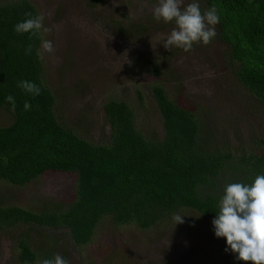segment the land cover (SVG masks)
Returning a JSON list of instances; mask_svg holds the SVG:
<instances>
[{
    "label": "rangeland",
    "instance_id": "rangeland-1",
    "mask_svg": "<svg viewBox=\"0 0 264 264\" xmlns=\"http://www.w3.org/2000/svg\"><path fill=\"white\" fill-rule=\"evenodd\" d=\"M28 1L51 29L39 35L40 45L42 36L55 49L39 57L42 81L55 97L61 122L85 140L108 143L102 105L109 98L127 103L136 129L160 138V116L148 92L152 82L198 117L209 151L221 146L250 149L264 136V108L237 80L229 46L219 38L216 25L208 45L194 44L187 52L166 50L162 39L175 25L154 19L152 8L158 0ZM196 2L206 11L204 0ZM147 57L157 76L143 64ZM10 118L0 107V126ZM73 188L74 175L60 171L42 173L23 186L0 181V205L59 210L71 200ZM174 214L184 216V223L175 225ZM21 237L35 253L32 262L18 261L16 241ZM216 246L206 221L187 210L143 229L103 218L84 245L74 244L63 228L0 226V264H41L56 254L70 264H216Z\"/></svg>",
    "mask_w": 264,
    "mask_h": 264
},
{
    "label": "trees",
    "instance_id": "trees-1",
    "mask_svg": "<svg viewBox=\"0 0 264 264\" xmlns=\"http://www.w3.org/2000/svg\"><path fill=\"white\" fill-rule=\"evenodd\" d=\"M204 5L206 10L216 7L218 35L229 46L235 76L264 108V0H204ZM26 13L37 16L28 0L0 3V107L11 116L0 126V181L23 186L42 173L60 171L74 175V188L71 200L59 210L0 205V226L63 228L74 244L84 245L103 218L143 229L187 210L206 221L217 244L216 264H252L225 251L226 239L215 236L212 220L227 184H251L264 175V136L250 149L221 146L209 151L198 117L152 82L148 92L160 116V138L136 129L127 103L109 98L102 105L110 130L108 143L85 140L61 122L55 97L42 81L39 35L14 31ZM142 62L150 74L158 75L150 57ZM21 80L35 83L40 94L18 87ZM8 95L15 98V110ZM25 102L31 105L27 111ZM16 245L18 261L35 259L25 238H18Z\"/></svg>",
    "mask_w": 264,
    "mask_h": 264
},
{
    "label": "clouds",
    "instance_id": "clouds-1",
    "mask_svg": "<svg viewBox=\"0 0 264 264\" xmlns=\"http://www.w3.org/2000/svg\"><path fill=\"white\" fill-rule=\"evenodd\" d=\"M156 21L174 23V27L162 39L163 47L191 50L194 44L208 45L216 36L215 25L220 16L215 6L202 12L196 0L185 4V0H158L152 8ZM26 19L14 26L18 34L29 33L38 36L42 32L50 33L51 29L44 26V15L35 17L26 13ZM55 51L50 40L41 36L40 49L37 56L43 58L45 54ZM32 46L26 48V54H31ZM18 87L34 96L40 94V88L33 82L21 80ZM15 110V98L6 97ZM31 108L30 103H24L25 111ZM184 216L173 215L175 225L184 223ZM214 234L217 238L226 239L225 251L236 254L235 258L252 264H264V175H257L251 184L230 183L224 188V194L219 200V211L212 220ZM41 264H70L69 260L56 254L53 258L44 259Z\"/></svg>",
    "mask_w": 264,
    "mask_h": 264
}]
</instances>
